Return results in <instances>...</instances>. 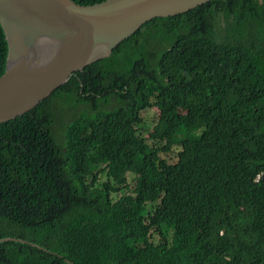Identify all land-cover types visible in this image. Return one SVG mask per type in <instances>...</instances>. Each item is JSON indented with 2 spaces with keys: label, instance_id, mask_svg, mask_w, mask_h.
<instances>
[{
  "label": "trees",
  "instance_id": "1",
  "mask_svg": "<svg viewBox=\"0 0 264 264\" xmlns=\"http://www.w3.org/2000/svg\"><path fill=\"white\" fill-rule=\"evenodd\" d=\"M7 56L0 25V78ZM152 108L161 148L137 132ZM260 114L264 0L153 19L0 125V241H26L1 242L0 264H264Z\"/></svg>",
  "mask_w": 264,
  "mask_h": 264
},
{
  "label": "water",
  "instance_id": "2",
  "mask_svg": "<svg viewBox=\"0 0 264 264\" xmlns=\"http://www.w3.org/2000/svg\"><path fill=\"white\" fill-rule=\"evenodd\" d=\"M213 0H108L84 7L73 0H0L8 44L0 78V125L35 108L76 72L113 52L156 18L185 14ZM21 241L12 238L1 240Z\"/></svg>",
  "mask_w": 264,
  "mask_h": 264
},
{
  "label": "rangeland",
  "instance_id": "3",
  "mask_svg": "<svg viewBox=\"0 0 264 264\" xmlns=\"http://www.w3.org/2000/svg\"><path fill=\"white\" fill-rule=\"evenodd\" d=\"M111 108L112 107H108V108L102 107L101 109L110 110ZM82 110H84L85 113H88V110H87L85 105H84V107L80 106L78 112L76 111V109H74L73 111H71V113H73V117L76 114L79 116L81 114L80 112H82ZM84 112H82V113H84ZM65 115H66V112H65ZM141 117H142L141 125H139L137 127V132H138V136L140 137V139L144 140L149 146H152L154 148L163 147L165 145V140L159 136V118H160L159 110H157L155 108L148 109L141 114ZM258 117L261 119V128L259 130L264 131V115L260 114ZM57 136H59V133H57ZM175 155H176V152L169 156L170 161L173 162L177 159V158H175ZM178 157H179V159H181L179 154H178ZM136 178H137L136 171L130 170L127 174V179H128V183H129V186L131 187V189H134V186L136 184ZM100 179L103 182L106 181V178L104 177V175H102L100 177ZM132 194H133L132 190L131 191H125L124 193H118V194L112 195V199L114 200L115 205H121L126 200V196H129ZM155 207H156L155 204L147 205L146 215H148L150 212L154 211ZM156 234L157 233L153 232L152 241L154 243H157L160 240V237L157 236L159 234H157V235Z\"/></svg>",
  "mask_w": 264,
  "mask_h": 264
},
{
  "label": "bare ground",
  "instance_id": "4",
  "mask_svg": "<svg viewBox=\"0 0 264 264\" xmlns=\"http://www.w3.org/2000/svg\"><path fill=\"white\" fill-rule=\"evenodd\" d=\"M7 239V238H6ZM3 240H5V239H3ZM6 242H8V241H6Z\"/></svg>",
  "mask_w": 264,
  "mask_h": 264
}]
</instances>
